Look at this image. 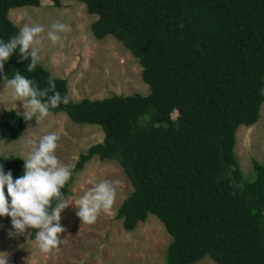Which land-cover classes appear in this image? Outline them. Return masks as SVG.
<instances>
[{
    "label": "trees",
    "instance_id": "16d2710c",
    "mask_svg": "<svg viewBox=\"0 0 264 264\" xmlns=\"http://www.w3.org/2000/svg\"><path fill=\"white\" fill-rule=\"evenodd\" d=\"M81 1L96 14L92 34L120 40L138 58L149 91L71 99L66 77L41 62L27 71L30 60H21L19 50L5 62L9 78L19 71L40 90L55 77L68 102L50 112L103 129L102 140L69 165L64 196L91 156L114 159L132 185L115 216L129 230L156 215L171 235L165 264L206 255L219 264H264V162L253 159L254 176L246 179L234 152L236 127L253 123L264 100V0ZM39 3L0 0V40L19 31L9 8ZM18 113L0 111L1 136L21 135L28 121ZM0 153L10 159L0 155L5 173L20 177L24 159Z\"/></svg>",
    "mask_w": 264,
    "mask_h": 264
},
{
    "label": "rangeland",
    "instance_id": "374dc122",
    "mask_svg": "<svg viewBox=\"0 0 264 264\" xmlns=\"http://www.w3.org/2000/svg\"><path fill=\"white\" fill-rule=\"evenodd\" d=\"M8 16L18 25H42L43 46L41 63L52 74L66 77L68 97L78 99L104 97L112 93H147L149 86L141 78L138 58L113 35L95 37L90 23L96 18L89 13L81 0H61L55 5L52 0H40L39 5H21L9 8ZM62 22L70 29L59 33L61 41L53 44L47 32L53 22ZM264 93V84H263ZM12 107L23 112L22 101L12 98L11 89H5L0 81V111ZM177 110L171 115L175 117ZM58 133L60 147L56 151L59 160L69 166L80 151L103 138V129L98 123L78 122L70 119L62 110L50 112L39 124L33 118L28 121L18 138H5L0 134V152L27 156L31 151L28 140L38 143L48 133ZM234 152L244 178L254 176L253 159L264 162V100L259 116L251 124H239L235 130ZM100 180L119 181L117 197L110 214H101L92 224H82L76 215L75 201ZM132 185L119 163L110 158L91 156L76 171L65 199L70 205L61 213L59 251L42 253L28 229L19 236L14 232L11 217L0 216V252L8 256V264H165L166 246L171 240L164 224L150 213L138 221L134 228L125 229L121 218L115 216L117 206L131 190ZM21 245H23L21 247ZM190 264H219L204 256Z\"/></svg>",
    "mask_w": 264,
    "mask_h": 264
},
{
    "label": "clouds",
    "instance_id": "9594fccd",
    "mask_svg": "<svg viewBox=\"0 0 264 264\" xmlns=\"http://www.w3.org/2000/svg\"><path fill=\"white\" fill-rule=\"evenodd\" d=\"M69 30L66 24L53 22L47 39L57 44L61 41L59 33ZM44 31L42 25L24 24L16 35L7 41L0 40V79L5 83V89H11L12 98L22 101L24 110L18 114L29 122L35 118L38 124L50 115V108L66 104L67 97H62L56 90L55 77H49L48 87L40 90L19 71L9 78L4 66L19 50L21 60H30L27 71H35L42 59L41 34ZM49 92L52 95L49 96ZM43 98H47V102ZM59 141L60 136L55 132L43 135L38 143L28 140L31 151L27 156H18L25 161L23 174L18 178L13 177L11 170L5 173L4 165L0 166V216H10L15 230L9 235L19 236L28 229H35V241L45 254L59 251L61 234L65 232L61 213L70 205L62 189L71 179L72 171L56 155ZM0 155L5 161L10 160L8 154ZM118 184L119 181L100 180L75 201L76 215L82 224L92 225L102 213L112 212ZM0 264H8V256L4 252H0Z\"/></svg>",
    "mask_w": 264,
    "mask_h": 264
}]
</instances>
